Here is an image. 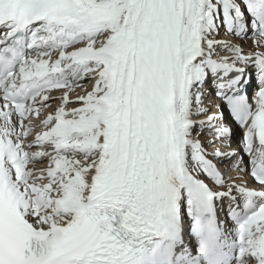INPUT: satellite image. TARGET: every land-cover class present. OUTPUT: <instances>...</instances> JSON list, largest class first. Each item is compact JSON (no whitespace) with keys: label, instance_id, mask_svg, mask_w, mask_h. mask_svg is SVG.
<instances>
[{"label":"snow or ice","instance_id":"6c2138e0","mask_svg":"<svg viewBox=\"0 0 264 264\" xmlns=\"http://www.w3.org/2000/svg\"><path fill=\"white\" fill-rule=\"evenodd\" d=\"M183 205L264 264V0H0V264H192Z\"/></svg>","mask_w":264,"mask_h":264},{"label":"bare ground","instance_id":"6f19581e","mask_svg":"<svg viewBox=\"0 0 264 264\" xmlns=\"http://www.w3.org/2000/svg\"><path fill=\"white\" fill-rule=\"evenodd\" d=\"M230 37L226 36L223 32V29L221 28L220 34L217 36V39L220 40H225V39H229ZM248 44H250V42L246 43V47L248 46ZM253 79H254V75H253ZM92 88V84L91 83H87L85 82L84 87L81 88H77L75 89V91L72 93V99H75L76 95H83L85 94V91H90ZM251 89H249V93L251 94ZM215 89L209 87L206 92H205V104L212 106V112H215L217 114H219L217 107L213 106L214 101H215V95H214ZM60 95H62L60 90H53L51 92V96L53 97H59ZM57 105L55 103H53L51 105V107L44 109L42 111L48 113V114H52L54 113V110L56 109ZM224 116L225 119L228 123V125L232 128V131L234 133V136L232 137V143H231V147H227V146H222V142L221 141H216L217 146H220L221 151L223 152H231L233 150L240 152L241 147H242V140H243V135H244V129H241L239 127L234 126L233 124L230 123V121H232V118H230V115L228 114L227 110H224ZM201 119H203V117H201ZM230 120V121H229ZM213 138L211 136L208 135H204L201 137V141H202V145L206 148V150L208 152H212L215 149L209 144V141L212 140ZM227 141L223 142V145H226ZM49 151H51V149H48ZM244 160L245 162L248 164V167L250 165V157H246V155H244ZM231 164L232 161L229 159H224L222 162V171L224 172V175L226 177H236V176H240V175H245L246 178L249 181V177L247 174V170L245 173H238L236 171H232L231 170ZM37 169L39 168H46L47 167V162H45V164L43 165H37L36 166ZM183 207H186V210L182 213V233L178 234H182V238H183V244L180 245L179 247H177L176 251L180 252V251H184L186 254H190V256L193 258L192 259V264H204L202 262V260L199 258V255H197L196 253V244L195 241L192 239L190 232H189V226L191 223V218L188 215V210H187V206L183 205ZM218 217L217 220L218 222H222L224 223L223 227L221 229L225 230L227 232L228 237H222V240L226 241L229 239H232L234 236L233 230H235V227H232L231 221L227 220L226 216H224L223 212H218ZM197 257V258H196Z\"/></svg>","mask_w":264,"mask_h":264}]
</instances>
